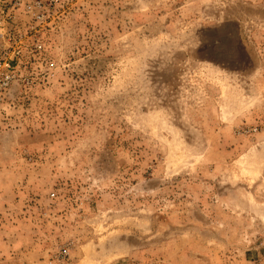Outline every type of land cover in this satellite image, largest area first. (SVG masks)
I'll list each match as a JSON object with an SVG mask.
<instances>
[{
    "label": "rangeland",
    "instance_id": "1",
    "mask_svg": "<svg viewBox=\"0 0 264 264\" xmlns=\"http://www.w3.org/2000/svg\"><path fill=\"white\" fill-rule=\"evenodd\" d=\"M44 1L0 106V264H264V0Z\"/></svg>",
    "mask_w": 264,
    "mask_h": 264
},
{
    "label": "built area",
    "instance_id": "2",
    "mask_svg": "<svg viewBox=\"0 0 264 264\" xmlns=\"http://www.w3.org/2000/svg\"><path fill=\"white\" fill-rule=\"evenodd\" d=\"M53 3H45L44 0H0V106L6 100L10 89L20 82L21 68L27 48L30 44L23 35L19 25V17L24 14L30 17V30L47 23L49 8ZM44 45L40 41L33 44L35 51H41ZM258 264V263H252Z\"/></svg>",
    "mask_w": 264,
    "mask_h": 264
}]
</instances>
